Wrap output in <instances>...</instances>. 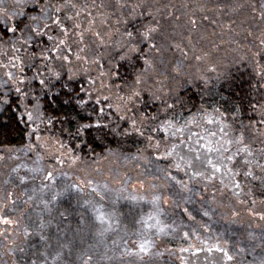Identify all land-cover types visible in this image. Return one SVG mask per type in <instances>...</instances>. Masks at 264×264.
Returning <instances> with one entry per match:
<instances>
[{
  "label": "snow or ice",
  "instance_id": "1",
  "mask_svg": "<svg viewBox=\"0 0 264 264\" xmlns=\"http://www.w3.org/2000/svg\"><path fill=\"white\" fill-rule=\"evenodd\" d=\"M100 7L111 8L117 23L125 26L121 39L114 43L115 55L96 51L106 47L111 34L92 31L95 18L87 3L0 0V55L7 57L6 63L0 61V68L8 69L3 74L6 79L0 78V105L21 113L18 122L24 125L27 137L21 147L0 152V161H19L3 184L24 186L26 199L22 203L32 205V212L24 217L12 199V191L0 195V224H19L6 209L20 212L27 221L22 228L24 242L12 240L13 247L8 249L7 254L14 257L11 264H155L154 257L161 255L155 250L156 239L174 237L185 226L184 215L213 233L201 237L196 228L191 229L208 252L222 254V264H264V230L259 234L248 231L236 240L231 239L236 233L226 227L214 231L215 196L211 201L204 196L209 184L218 180L221 194L229 189L239 203H244L238 177L258 180L264 186V147L254 149L255 138L246 137V126L241 122L239 128L234 127L218 108L212 112L203 105L196 112L188 109L178 80L177 86H169L167 91L145 86L157 58L167 51L177 49L185 59L191 53L194 60L205 61L210 54L195 51L197 44L207 39V26L212 27L213 35L219 29L222 43L227 36L228 43L239 44L236 37L243 32L245 40L254 36L264 46V0L258 4L231 0L214 7L199 0L180 6L151 0H137L135 4L109 0ZM82 16L91 17L87 28ZM106 20L107 16L101 23ZM89 32L96 39L86 43ZM253 55H264V48ZM92 65L97 66L96 77L92 76ZM182 67L183 62L177 61L173 79L182 75ZM208 70L216 72V65L210 63ZM201 78L207 85V77ZM113 88L117 90L114 94ZM60 96L66 97L63 102L75 112L71 117L79 141L75 146L45 135L54 120L47 115L48 98L54 102ZM113 96L119 103L111 102ZM114 114L128 127L114 124L109 119ZM133 135L143 139L144 147L131 154L122 152ZM113 141L116 147L109 146ZM92 144L103 145L107 155H96L89 163L88 156L81 153L87 148L95 154ZM118 153L125 161H143L137 164L141 171L136 177L119 169H109L104 176L98 167L101 159ZM65 166L80 175L73 179L74 173L65 171ZM257 169L261 175L256 174ZM93 173L102 178H95ZM196 185H201L200 189ZM176 210L181 214L179 223H167L165 217ZM196 214L207 217L208 222L197 221ZM231 215L239 216V212L233 209ZM252 215L264 221V212ZM10 231L0 229V237L8 240ZM189 235V231L183 232L184 238ZM33 237L38 243L26 245ZM17 252L21 254L18 258ZM248 255L252 256L250 261Z\"/></svg>",
  "mask_w": 264,
  "mask_h": 264
},
{
  "label": "trees",
  "instance_id": "2",
  "mask_svg": "<svg viewBox=\"0 0 264 264\" xmlns=\"http://www.w3.org/2000/svg\"><path fill=\"white\" fill-rule=\"evenodd\" d=\"M79 2L81 4L87 3L90 10L93 12L95 24L92 25V31H100L102 34H111L106 47L103 49H96V51H102L105 56L110 52L115 55L113 51L114 43L121 39V33H123L125 26L123 23H117V15L113 14L111 8L100 7L102 3L108 4L109 0H79ZM136 2L137 0H128V3L130 4H135ZM151 2H158L161 5L171 3L180 6L182 4L194 5L197 3V0H151ZM199 2L207 3L209 7H214L217 3L231 2V0H199ZM256 3L258 4V0ZM125 12H127V9H125ZM101 13L104 15H101ZM105 16H107L106 22L101 23V21L105 19ZM90 18L91 17L86 16L81 17L82 24L85 28L88 27V20ZM129 30H131V26H129ZM168 31L169 33L171 32L170 29ZM212 33V27L207 26V39L196 46L195 54H202L203 52H208L210 54L205 61L194 60L191 53L188 58L185 59L180 50L177 49L167 51L162 58H157L155 70L148 74L149 78L147 79L145 86L163 87L164 91H167L169 86L176 87L178 80L180 84L183 85L180 87L179 91L180 95L184 98L188 109H191L192 112H196L201 105H203L208 112H212L213 109L218 108L221 112L227 114L229 122H232L234 127L239 128L242 122L243 125L246 126V137L253 138L254 131H258L259 127L264 125V123H261L262 119L264 120V115H262V113H264V81L256 80L254 73L250 70V65L247 67L246 64H244V61L239 60L236 63L232 59V55H247V52L241 50L247 48V39H244L243 32H241L240 36L236 37V39L240 41L239 44L228 43L227 36L224 37L225 42L222 43L219 38V29H216V35H213ZM95 39L96 38L92 36L91 32L86 33V43H90ZM178 39L179 38H177V40ZM212 41L218 45L217 48L212 46ZM145 50L147 51V49ZM219 57L227 62L225 66H221L220 63H215L217 62L215 58ZM253 57L257 56L251 54L249 58ZM161 59H163V63L160 62ZM0 61L6 63L7 57L0 55ZM177 61L183 62L182 75L177 79H173L177 76L174 71ZM210 63L216 65V72L208 70ZM91 68L92 76L96 77L98 75L97 66L92 65ZM5 71L4 68H0V78L6 79L3 75ZM121 72L125 75L127 74L124 69H121ZM165 77L168 78L165 79ZM201 77H207V85ZM129 79H131V77H129ZM158 81L161 83H157ZM80 83H84L85 87L87 86L85 81H80ZM115 83H120V81L116 80ZM116 91L115 88L112 89L113 94ZM13 99H15L14 95ZM64 99H66V97H55L53 102V98H48V103L46 104L47 115L54 117V120L53 125L51 126V131L46 132L45 135H50L62 140L68 145L75 146L79 142L74 135L76 132V122L71 119V117L75 115V112L71 105H67L63 102ZM0 107H4V110L0 111V149L19 148L27 143V137L24 135L23 131L24 125L18 122V117L21 113L14 107L7 108L2 105H0ZM106 111L110 110L106 109ZM129 115H131V113H129ZM185 115H188L187 109L185 110ZM109 119L114 124L119 123L121 128L128 127L124 121H119L118 116L115 114L109 117ZM44 127V125H41L42 129ZM207 127L214 129L215 125H207ZM85 139L91 141V137H86ZM120 139L123 141V138ZM262 140H264V136H257L253 144L254 149L257 151L261 148L258 143ZM109 146L116 147V142L113 141ZM92 147L95 149V154L87 148L81 153L82 155L88 156L89 163H91V160L94 159L96 155H107L103 145L92 144ZM137 147H144V142L142 138L133 135L130 136L127 139V142L123 145L122 152L128 154L135 153ZM262 147H264V144ZM109 159H111V162H114V164L120 169L124 171L129 170L130 172L128 173L133 177H136L141 171V168L137 167V164H143V161H125L123 155L118 153L116 157L109 156L108 159H101L98 167L101 163H104V161ZM240 167L243 171V166L241 165ZM64 170L74 173L73 179H75V175H80L76 169L70 170L65 166ZM256 174L261 175L258 169L256 170ZM238 179L241 180L244 189L240 197L244 203H239L237 199L232 196L229 189H223V194H221V186L218 180L209 184L207 191L204 193L205 199L208 201H211L213 196H215L216 202L212 204V207L216 210L213 220L217 221V223L213 225L214 231L223 230L226 227L230 232L236 233L235 236L231 237L232 240L242 238L243 234L248 231H255L259 234L264 230V223L254 220L255 217H259L253 215L252 218L248 213L249 209L253 210V200L255 203L259 202L258 205H261L264 208V186H262L258 180H245L242 175L241 177H238ZM214 186L216 188H214ZM196 187L197 189H200L201 185H196ZM212 188L214 189L213 191H211ZM198 199L199 198L197 197V200ZM196 207L198 208L199 204H197ZM235 208L240 210L238 219H233L230 216L232 210ZM20 210L24 213V217H27L31 213L23 207H21ZM196 215L197 221L208 222L207 217H202L199 214ZM11 216L19 219V224L10 225L11 231L9 232L10 238L8 240L0 237L2 240L0 253H3L4 256L6 255L4 249L6 250L8 247H13L12 240H15L16 244H18L25 239L22 228L26 223V219L20 217V212H13V215ZM167 217L168 222L171 223L173 220H176L177 223H179L181 214L179 210H176L175 213L170 211ZM241 220H243L242 224H240ZM183 221L185 226L182 230L176 232L174 237L164 236L156 239L155 250H158L161 255L154 257L155 264H185V261L186 264H222V254L216 251L208 252L206 245L201 243L200 240L196 239V236L191 234V229L196 228L201 237H209L212 236L213 233L206 232L195 221L189 220L186 215L183 216ZM232 221H235V223ZM249 224L252 225L251 228L248 227ZM257 225H259V227H257ZM184 231H189V238L183 237ZM181 248H186L188 251L181 252ZM197 248L202 250L197 251ZM257 254H259V251H257ZM247 259L250 261L252 256L248 255ZM12 260L13 257H10L5 264H11Z\"/></svg>",
  "mask_w": 264,
  "mask_h": 264
},
{
  "label": "rangeland",
  "instance_id": "3",
  "mask_svg": "<svg viewBox=\"0 0 264 264\" xmlns=\"http://www.w3.org/2000/svg\"><path fill=\"white\" fill-rule=\"evenodd\" d=\"M244 2H248V3H256L257 0H244ZM258 15V14H257ZM247 26V25H246ZM259 35V32L257 31L255 33V36H258ZM246 47L245 49H241L243 50V52H247V55L246 56H241V55H232V59L237 63L239 60L240 61H244V64H246L247 67H249L250 65V70L252 73H254L255 77H256V80L258 81H264V67H261V66H264V55L260 56V57H253V58H249L251 54H253L254 52H256L259 48H264V46H261L259 44V40L258 39H255L254 36H248L247 38V44H246ZM229 56V54H228ZM215 60L217 62V64H221V66H225L227 64V62H225L222 58H215ZM257 60L260 61V65H257ZM219 66V65H218ZM253 67V68H252ZM7 70V69H5ZM264 84V83H263ZM113 104L115 103H119V101H117L115 99V96L112 100ZM263 120V119H262ZM262 133H264V125L260 126L259 127V130L258 131H254V137L255 140L258 137H261V136H264L262 135ZM259 146H263V144L261 142L258 143ZM9 149H3L1 150L0 149V152H5L7 153ZM30 162V161H29ZM16 163H19V161L17 160H14V159H6L2 162H0V187L4 188L5 189V192L3 193H0V195H6V192L7 191H12L13 192V199L17 202V206L18 208L20 209L21 207H23L24 209H27L28 212H32V205L31 204H23L22 202L26 199V197L24 196V192H23V189H24V186L22 185H18L16 186L15 188H13L11 185H4L3 184V181L5 179H7V176L8 174L10 173L11 171V168L15 166ZM104 174V176H107V173H108V170L109 169H119V171L121 173H124V172H130L129 170H122L120 169L116 164H114V162H111V159L107 160V161H104V163H101V165L99 166ZM66 171V170H65ZM129 174V173H128ZM131 175V174H129ZM93 176H95V178L97 179H101L102 177L97 175L96 173H93ZM214 188H216L214 186ZM214 189L212 188L211 191H213ZM259 202H256L252 208L253 210L249 209L248 213L249 215L253 218V215L252 213H262L264 210L263 206L261 205H258ZM11 203L9 202V209L11 208ZM236 207V206H235ZM235 210L237 212H240L239 209L235 208ZM6 211V214L7 215H13V212L9 211L8 209L5 210ZM145 211H147V205H145ZM232 213V212H231ZM240 214V213H239ZM231 218L233 219H238L239 216H236V217H233L231 214H230ZM258 217V216H257ZM168 217H165V221L167 223H170L168 222ZM256 221H259L261 223H264V221H261L259 218H256L255 219ZM27 222V221H26ZM242 224L243 223V220L240 221ZM235 225V224H234ZM4 228H8L11 230V226L10 225H3V224H0V229H4ZM161 237H164V236H161ZM24 242V241H23ZM22 243V242H21ZM21 243H18V244H21ZM38 241L35 237L31 238L29 241L26 242V245H32V244H37ZM2 244V240L0 239V245ZM11 248V247H8L6 250L4 249V251L6 252V255L4 256L3 253H0V263L1 264H5L7 262V259H9L10 257H13L11 256L10 254H7L8 253V249ZM259 251V250H258ZM20 253L17 252L16 253V257H20ZM14 258V257H13Z\"/></svg>",
  "mask_w": 264,
  "mask_h": 264
}]
</instances>
